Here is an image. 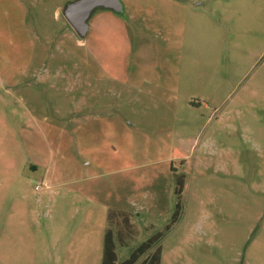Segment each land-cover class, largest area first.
<instances>
[{"label": "rangeland", "instance_id": "rangeland-1", "mask_svg": "<svg viewBox=\"0 0 264 264\" xmlns=\"http://www.w3.org/2000/svg\"><path fill=\"white\" fill-rule=\"evenodd\" d=\"M71 1L0 0V264H101L109 210L120 264L179 175L161 264H264V0H120L83 39Z\"/></svg>", "mask_w": 264, "mask_h": 264}, {"label": "trees", "instance_id": "trees-1", "mask_svg": "<svg viewBox=\"0 0 264 264\" xmlns=\"http://www.w3.org/2000/svg\"><path fill=\"white\" fill-rule=\"evenodd\" d=\"M175 157L184 158L186 150L179 146L173 151ZM185 185L183 175L176 176L175 195L177 203L170 224L165 226L164 232H158L136 247L120 264H161L162 247L159 244L166 231H168L179 218L181 212V195ZM130 214L124 211L109 210L107 213V228L103 238L101 264H116V246H123L128 237ZM115 232V233H114Z\"/></svg>", "mask_w": 264, "mask_h": 264}, {"label": "water", "instance_id": "water-1", "mask_svg": "<svg viewBox=\"0 0 264 264\" xmlns=\"http://www.w3.org/2000/svg\"><path fill=\"white\" fill-rule=\"evenodd\" d=\"M96 9L110 10L120 15L123 13L120 0H74L63 7L62 16L74 33L83 39L88 33V20Z\"/></svg>", "mask_w": 264, "mask_h": 264}, {"label": "crops", "instance_id": "crops-1", "mask_svg": "<svg viewBox=\"0 0 264 264\" xmlns=\"http://www.w3.org/2000/svg\"><path fill=\"white\" fill-rule=\"evenodd\" d=\"M101 14H99L98 16H97V19L99 20V21H104V22H106V23H108V22H111L112 20H118L116 17H119L118 15H116V14H110V12H100ZM56 14H58V12L56 11ZM106 26H101V24H100V28H98L99 30H104V28H105ZM100 60V61H99ZM96 59L95 61L96 62H101V61H103V60H106L105 58H103V60H101V59ZM115 78V77H114Z\"/></svg>", "mask_w": 264, "mask_h": 264}]
</instances>
